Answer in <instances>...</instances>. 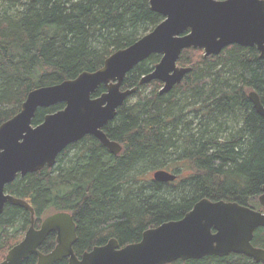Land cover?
<instances>
[{
    "label": "trees",
    "instance_id": "16d2710c",
    "mask_svg": "<svg viewBox=\"0 0 264 264\" xmlns=\"http://www.w3.org/2000/svg\"><path fill=\"white\" fill-rule=\"evenodd\" d=\"M4 1L12 7L21 5L17 14L0 13V124L21 110L34 88L100 69L112 53L163 20L149 0ZM204 53L200 48L183 50L178 64L192 71L167 93H160L158 80L140 84L159 61L158 55L127 74L123 86H137L131 98H138L128 99L104 127L108 137L122 145L120 154L88 135L68 146L56 166L19 175L6 191L33 206L38 224L52 212H70L77 223L76 250H89L112 238L120 246L138 242L144 231L183 218L205 197L264 211L259 203L264 120L248 95L256 90L264 104V59L256 47L240 45L219 56ZM148 85L155 90L142 94ZM105 90L101 86L94 96ZM62 107L39 108L33 123ZM157 169L172 171L177 179L158 182L152 176ZM168 185L174 190L166 192ZM30 223L29 210L7 203L0 215V252L16 244L18 233ZM54 239L51 236L43 248ZM253 244L264 248V227L256 229ZM32 257L23 264H34ZM169 264L264 263L232 252Z\"/></svg>",
    "mask_w": 264,
    "mask_h": 264
},
{
    "label": "water",
    "instance_id": "95a60500",
    "mask_svg": "<svg viewBox=\"0 0 264 264\" xmlns=\"http://www.w3.org/2000/svg\"><path fill=\"white\" fill-rule=\"evenodd\" d=\"M163 20L126 48L112 53L96 71H83L76 78L31 90L21 110L0 124V215L7 203L31 212V225L25 238L16 244L0 264H22L31 253L39 264H54L69 258V264H168L179 259L245 254L264 263V248L255 246V231L264 227V211L237 201L200 199L179 220L166 221L144 231L138 242L120 246L116 238L96 245L79 259L74 250L77 226L68 211L47 216L35 227V210L23 198L6 191L17 176H25L45 166L54 167L69 145L92 135L113 154L122 145L108 137L106 124L114 120L126 100L138 87L123 89L127 74L153 54L161 55L152 71L142 76L141 85L154 80L163 83L160 93L170 92L192 71L178 61L183 50L200 48L204 56L219 55L230 45L255 46L264 59V0H149ZM106 91L93 95L101 87ZM249 99L264 120V104L256 90ZM64 103L63 109L48 113L33 123L39 108ZM158 182H174L177 174L157 169ZM259 203L264 208L263 193ZM215 230V232L213 231ZM57 246L49 254L38 247L52 232Z\"/></svg>",
    "mask_w": 264,
    "mask_h": 264
},
{
    "label": "flooded vegetation",
    "instance_id": "af4514ba",
    "mask_svg": "<svg viewBox=\"0 0 264 264\" xmlns=\"http://www.w3.org/2000/svg\"><path fill=\"white\" fill-rule=\"evenodd\" d=\"M234 45H238V44H234ZM230 46H232V45H230ZM229 46V47H230ZM241 46V45H240ZM228 47V48H229ZM244 47H246V46H244ZM253 47H255V46H253ZM227 49V48H226ZM225 49V50H226ZM224 50V51H225ZM258 50V49H257ZM223 51V52H224ZM222 52V53H223ZM222 53H220L219 55H221ZM260 53V52H259ZM153 55H159V54H153ZM219 55H217V56H219ZM152 56V55H151ZM159 56H161V55H159ZM162 85H163V83H162ZM132 88V87H131ZM123 89H127V88H125L124 86H123ZM106 91V90H105ZM104 91V92H105ZM101 95V94H100ZM134 95V94H133ZM132 95V96H133ZM94 96V95H93ZM99 96V95H98ZM131 96V97H132ZM94 97H96V96H94ZM130 97V98H131ZM130 98H128V99H130ZM127 99V100H128ZM127 100H126V102H127ZM125 102V103H126ZM59 104H63V107L62 108H60V109H63L64 108V106H65V104L64 103H59ZM59 104H57V105H59ZM54 106H56V105H54ZM52 107V106H51ZM51 107H47V108H51ZM60 109H57L56 111H58V110H60ZM120 109V108H119ZM53 112H55V111H53ZM49 113H52V112H49ZM113 121V120H112ZM111 122V121H110ZM107 125V124H106ZM105 125V126H106ZM86 136H88V135H86ZM85 136V137H86ZM92 136V135H91ZM84 137V138H85ZM94 137V136H93ZM83 139V138H82ZM81 139V140H82ZM80 141V140H79ZM79 141H77V142H79ZM99 141V140H98ZM77 142H75V143H77ZM75 143H73V144H75ZM70 146V145H69ZM67 149V148H66ZM65 149V150H66ZM74 149H77V148H74ZM73 149V150H74ZM110 151V150H109ZM111 152V151H110ZM62 153V152H61ZM60 153V154H61ZM112 153V152H111ZM121 153V152H120ZM119 153V154H120ZM59 154V155H60ZM116 155V154H115ZM118 155V154H117ZM59 156H58V158H57V162H56V164H58V161H59ZM56 164H55V166H56ZM46 167V166H45ZM39 171V170H38ZM37 172V171H36ZM32 173V172H31ZM20 175V174H19ZM18 175V176H19ZM17 176V177H18ZM21 176V175H20ZM26 176V175H25ZM17 179V178H16ZM15 179V180H16ZM14 180V181H15ZM9 193V192H8ZM14 195V194H13ZM15 196V195H14ZM17 197V196H16ZM212 200V199H211ZM199 200H197L195 203H194V205L198 202ZM193 205V206H194ZM6 206V205H5ZM193 208V207H192ZM191 208V209H192ZM56 212H58V211H56ZM53 213H55V212H52V213H50V214H53ZM188 213V212H187ZM50 214H48V215H45V216H43V218H42V221H41V223L40 224H38V222H37V220H36V216H35V227L37 228V229H39L40 227H41V224H42V222H43V220L47 217V216H49ZM74 218V217H73ZM74 221H75V219H74ZM76 223V222H75ZM31 224V223H30ZM76 226H77V223H76ZM28 229H29V227H28ZM28 229L25 231V235H26V233H27V231H28ZM214 232H215V230H213ZM25 235H24V237L21 239V240H19L16 244H18L19 242H21L24 238H25ZM51 236H54L55 237V239H54V244H52V242L51 243H49L50 245H48V247L47 248H43V246H44V243L45 242H47L48 240H49V238L51 237ZM77 238H78V233H77ZM77 241V240H76ZM76 243V242H75ZM107 243V242H106ZM106 243H104V244H106ZM16 244H14L11 248H13ZM104 244H102V245H104ZM57 246V232L56 231H52L47 237H46V239H45V241L38 247V250L42 253V254H49V253H51L54 249H55V247ZM121 247H123V246H121ZM11 248H9L8 250H7V253L4 255V257L2 258V259H0V262H2V261H4L5 259H6V257H7V254H8V252L10 251V249ZM93 249V248H92ZM74 250H75V253L77 254V256H78V258L79 259H81L82 258V256H83V254L85 253V252H87V251H90L91 249H89V250H86V249H84V250H76L75 249V244H74ZM232 253V252H231ZM30 256H33L32 257V261L34 262V264H39V260H40V257H39V255L37 254V253H31L26 259H24V261L25 260H27ZM63 259H67V261H68V264H69V258L67 257H65V258H63ZM62 259V260H63ZM62 260H59V261H57V262H55L54 264H57L58 262H60V261H62ZM24 261L22 262V264L24 263ZM169 264V263H168Z\"/></svg>",
    "mask_w": 264,
    "mask_h": 264
},
{
    "label": "rangeland",
    "instance_id": "374dc122",
    "mask_svg": "<svg viewBox=\"0 0 264 264\" xmlns=\"http://www.w3.org/2000/svg\"><path fill=\"white\" fill-rule=\"evenodd\" d=\"M21 5V4H20ZM20 5L19 4H17V5H15V6H9L8 4H5V1L4 0H0V13L2 14V13H4V12H6V11H8V13L9 14H17V11L18 10H20ZM9 7V8H8ZM159 56V55H158ZM161 59V56H160V58H159V60ZM220 64H218V67H217V69L218 68H220ZM162 87V86H161ZM155 90V87L154 86H146L144 89H143V91H142V94H150L152 91H154ZM177 95V94H176ZM178 96H180V91H178ZM137 98H138V96L137 97H133V98H131L130 99V102H133V101H135V100H137ZM187 111H188V108H186V109H184V113H186L187 114ZM192 115L193 114H189V115H187V117L188 118H191L192 117ZM230 122V121H229ZM230 125H232V124H230ZM234 125V124H233ZM231 127V126H230ZM76 150L77 149H74V150H72L71 151V154H70V157L72 156H74L75 155V152H76ZM57 165V164H56ZM149 176V175H148ZM147 175L145 176V177H143V178H146V177H148ZM153 176V175H152ZM166 192H168V191H172V190H174V187L172 186V185H168L167 187H166ZM30 225L31 224H29V227H30ZM9 234H13V232L11 231V230H9ZM24 235H25V232L22 234V231H20L19 233H18V239H22L23 237H24ZM7 252H6V250H2L1 252H0V259H2L3 257H4V255L6 254Z\"/></svg>",
    "mask_w": 264,
    "mask_h": 264
},
{
    "label": "bare ground",
    "instance_id": "6f19581e",
    "mask_svg": "<svg viewBox=\"0 0 264 264\" xmlns=\"http://www.w3.org/2000/svg\"><path fill=\"white\" fill-rule=\"evenodd\" d=\"M46 116V115H45ZM45 118V117H44Z\"/></svg>",
    "mask_w": 264,
    "mask_h": 264
}]
</instances>
